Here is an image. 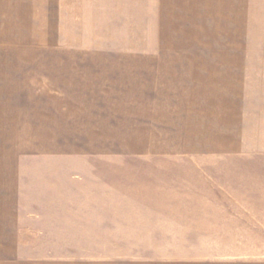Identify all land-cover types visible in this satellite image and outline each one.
I'll use <instances>...</instances> for the list:
<instances>
[{
    "label": "crops",
    "instance_id": "1",
    "mask_svg": "<svg viewBox=\"0 0 264 264\" xmlns=\"http://www.w3.org/2000/svg\"><path fill=\"white\" fill-rule=\"evenodd\" d=\"M136 5L138 10V1ZM217 9L222 15L229 10L228 5ZM130 16L131 34L124 26ZM133 16V3L125 0H0V264H264V241L23 240V227L30 219L53 217L61 208L68 214L80 210L95 228L113 222L148 233H264L260 220L264 211L248 205L254 201L253 185L260 186L264 180V162L226 160L264 155V150H253L248 142L251 131L258 138L261 130L249 109L251 56L230 50L167 52L169 43L195 40L189 32L197 34L215 18L219 20L212 4L202 0L149 2L148 43L157 40L164 50L124 53L135 41ZM138 20L137 13V25ZM77 56L130 58L121 67L131 66L133 90L139 91L141 85L146 89V97L133 99L131 105L138 107L133 110L138 113L140 106L147 107L149 139L177 138L178 150L165 146L158 152L196 160L151 161L131 167L138 172L130 179L137 180L138 175L146 181L134 186L137 192L85 193L79 200L69 194L64 201L68 204L62 207L57 204L60 198L52 195L45 204L36 201L29 209L30 191L38 195V180L52 179L49 171L58 167L24 161L23 139L55 131L56 121L46 113H74L64 107L76 104L70 95L76 89ZM88 67L93 69L84 73H97L94 65ZM49 89L58 93L49 96L45 93ZM67 121H59L58 126L65 129ZM148 149L152 152L156 146ZM203 158L213 160H199ZM246 220L247 225L240 224ZM58 250L67 252H53Z\"/></svg>",
    "mask_w": 264,
    "mask_h": 264
},
{
    "label": "rangeland",
    "instance_id": "2",
    "mask_svg": "<svg viewBox=\"0 0 264 264\" xmlns=\"http://www.w3.org/2000/svg\"><path fill=\"white\" fill-rule=\"evenodd\" d=\"M133 3V32L135 41L128 52L124 53H161L163 45L158 41L148 43L150 21L148 18V3L158 0H125ZM138 1V10L136 4ZM211 3L213 12L220 15L210 25L197 34L188 33V37L195 40L173 41L168 44V53H249V109L253 112V119L259 121L261 130L257 134L251 131L249 144L253 150H264V0H202ZM228 5L229 10L222 15L217 9ZM234 6V8H232ZM131 13V11H130ZM139 14L138 25L136 15ZM235 15V23L233 19ZM229 17L226 20L225 17ZM227 17V18H228ZM126 18V17H125ZM131 16L126 20L125 32L130 30ZM129 23V24H128ZM154 21H152L153 25ZM220 31H216L218 25ZM129 25V26H128ZM185 27V29H187ZM184 29V30H185ZM227 30V31H226ZM224 32H228L226 35ZM184 35V34H183ZM154 37V36H153ZM157 37V35H156ZM183 37L182 35L178 37ZM197 37V38H196ZM226 38V39H225ZM158 39V37H157ZM150 45V46H149ZM232 45L234 49L231 50ZM230 48V49H229ZM133 50V51H131ZM3 49H0L2 52ZM114 53L113 51H109ZM107 52V53H109ZM45 53H50L49 51ZM75 53H84L77 51ZM86 53V52H85ZM130 58H100L83 57L76 58V89L73 91L75 106L64 107L74 113L48 114L54 121L55 131L45 130V137L23 139V160L31 162H43L49 167H58L53 172V178L47 176L38 180L40 188L38 195L35 190L30 191L28 196L29 209L35 207L36 201L44 203L53 195L60 198V207L67 205L69 194L82 199V194L99 193H132L137 192L134 188L141 186L146 181L143 176L137 180L130 179L133 173L131 167H139L147 162L154 161H185L196 160L179 153L158 152V147L178 150L177 138L158 137L149 139V124L146 118V108L140 106V111L133 112L137 106H132L131 101L135 98H145L146 89L141 85L139 91L131 87V66L122 69L121 65L127 64ZM50 61V60H49ZM0 65H2L0 61ZM94 72L84 73L85 70L93 69ZM108 66V68H106ZM97 67H103L98 69ZM106 68V69H105ZM102 72H101V71ZM92 76H96L93 78ZM58 93V91H54ZM49 89L45 91L49 96ZM255 115V116H254ZM68 119L64 129L59 121ZM51 127V125L47 124ZM152 127V126H151ZM48 129V127H45ZM54 133V135L52 134ZM152 133V131H151ZM57 134L58 136H56ZM150 141V144H149ZM256 142V143H255ZM148 145L156 146L152 152ZM260 154V153H259ZM199 160H213L203 158ZM217 160V159H214ZM232 161H259L264 162V155H247L226 159ZM57 165V166H55ZM69 167V170L67 169ZM66 168V169H64ZM45 171L44 173H47ZM35 186L34 181L28 185ZM141 184V185H140ZM137 185V186H138ZM258 187L262 188L259 189ZM139 192V191H138ZM254 200L250 207H261L264 211V201H257L258 197H264V180L260 186H254L251 190ZM43 200V201H41ZM46 203V202H45ZM44 203V204H45ZM75 204V203H72ZM78 204V202H76ZM56 214L45 216L38 222L28 221V226L23 227V240L43 242H84V241H264V233L259 232H234V233H188V234H162L141 232L135 229H126L117 223H108L102 228H95L92 223H87L84 213L76 209L68 214L67 209L61 208ZM46 215V212H44ZM264 224V218H260ZM240 224L247 225L248 221ZM245 230V229H243ZM47 253L51 251H29ZM62 254L67 251H53ZM83 252L77 250V253Z\"/></svg>",
    "mask_w": 264,
    "mask_h": 264
}]
</instances>
